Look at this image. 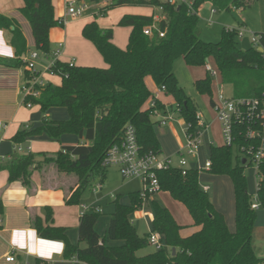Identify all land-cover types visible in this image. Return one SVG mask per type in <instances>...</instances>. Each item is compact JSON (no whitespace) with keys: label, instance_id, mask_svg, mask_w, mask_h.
<instances>
[{"label":"trees","instance_id":"trees-1","mask_svg":"<svg viewBox=\"0 0 264 264\" xmlns=\"http://www.w3.org/2000/svg\"><path fill=\"white\" fill-rule=\"evenodd\" d=\"M107 1L101 7L102 14L119 6L132 5L161 8L163 18L148 35L144 28L155 23L154 15H124L118 25L132 27L125 49L112 42L113 28H102L97 21L86 24L83 36L96 46L109 66H70L56 61L53 69L62 77V83H48L39 97L27 99L40 107L43 114L41 125L23 128L13 137L17 144L43 134L56 141L65 134L77 135L82 140L83 143L78 145H64L52 155L41 154L46 163H53L59 171L78 177L77 187L66 199L69 205L79 204L82 193L93 186V179H98V184L104 183L108 169L103 163L106 151L120 140L126 125L135 126L142 152H162L155 131L157 122L152 118L153 108H145L153 95L147 85L148 77L159 87H166L186 124H191V128L197 127L195 103L180 85L174 71L179 58H183L190 67H201L209 59L215 60L221 80L232 85L235 97H259L264 90V56L261 51L255 45L241 49L237 29L230 31L224 28L218 42L205 41L201 37V18L197 12L206 2L230 12L244 9L258 0H189L192 6L172 4L166 0ZM24 3L22 12L32 27L37 51L49 59L50 30L59 25L53 0H24ZM0 29L10 32V44L15 49L13 58L0 56V65L23 68L24 79L31 78L33 74L24 61L27 42L22 29L12 18L1 13ZM160 31L165 35L161 36ZM256 34L264 43V32ZM212 78L208 73L195 82L201 94L212 95ZM157 104L161 108L158 100ZM52 107L66 108L68 118H50L47 112ZM36 157L32 152L19 153L0 163V170H8L9 182L20 181L30 188L34 170L43 164L37 162ZM209 158L212 173L228 175L232 179L235 231L229 229L224 214L216 209L208 191L201 186L200 172L194 168L186 174L178 168L160 170L158 178L160 191H168L175 200L183 203L200 230L183 237L180 233L182 226L170 210L153 200L152 231L162 234L165 246L147 255L138 256L137 252L149 245L150 235L140 236L131 219L132 214L146 202L141 190L128 194V204L120 201V194L113 201L115 211L111 214L107 235L110 240L121 242L118 245H108L106 238L98 233L96 225L101 212L90 211L80 216L77 244L71 242L66 227L53 224V209L49 206L46 207L45 222L35 216L33 228L41 238L63 242L64 259L75 258L83 264H261L264 258L258 257L253 247L257 210L252 208L253 194L248 189L245 166L238 156L234 158L233 147L225 144L212 146ZM257 195L264 208V162L259 170ZM150 197L148 195L147 200ZM3 213L0 198V214ZM167 248L172 250L168 252ZM34 264L52 262L37 258Z\"/></svg>","mask_w":264,"mask_h":264},{"label":"crops","instance_id":"crops-1","mask_svg":"<svg viewBox=\"0 0 264 264\" xmlns=\"http://www.w3.org/2000/svg\"><path fill=\"white\" fill-rule=\"evenodd\" d=\"M69 1L83 0H53L56 18L61 19L65 17L66 7ZM87 1L91 3V8L88 10L85 16L77 19H68L66 24L55 26L50 30L51 55L53 51L59 48L60 43L63 44L62 53L59 57L61 62H73L76 66H95L102 68L109 66L96 46L83 36V29L85 25L92 21H97L102 28H113L114 36L112 42L118 47L125 49L129 43L132 27L116 26V24L118 25L120 19L124 15H154L156 24H158L159 20L163 18V15L161 17L155 15L154 10H151L154 7L132 5L119 6L109 10L106 14H102L101 7L107 4V0H102L101 2H97L95 0ZM24 4V0H0V13L12 18L22 29L27 42V52L24 58H27L30 57L33 52L37 51V48L32 27L22 12ZM143 8H147L148 10H144ZM199 10L197 11L198 14ZM109 18H113L112 22L116 23H109L107 21ZM119 32L121 33L122 38H118ZM10 38L11 36L9 31L0 29L1 57L13 58L15 56V49L10 44ZM46 61L47 59L41 55V60L38 64L39 70H43V66L45 65ZM43 77L46 83H52L55 85H60L62 83V77L60 76H53L45 72ZM24 78L25 76L23 68L0 65V163H5L19 154L16 151L17 145L22 146L24 150L22 153L32 152L36 154L37 157H44V155L41 154L46 153L48 155H52L59 151L64 145H78L82 142V140H80L79 137L74 134H65L59 141L52 140L46 134L29 137L21 144H17L13 141V137L19 130L23 128L32 129L39 126L41 125L43 118V114L38 105L32 103V106H28L24 102V96L21 90L23 84L26 81ZM146 81L153 95L146 103L145 108H148L152 99H155L160 102L161 109L164 110L165 113L170 112L171 114V111L167 110V102L162 101L160 95V91L166 92V90H159L155 92L150 84H155L156 87L159 86L156 85L151 77H148ZM53 108L55 107L50 108L47 112V115L50 118L52 117L51 110ZM173 110L180 114V112L177 110V103L175 109ZM67 115L69 116V114ZM157 117L158 119L160 118V116ZM182 119L186 123L185 119ZM171 120H173V118ZM155 122L159 124L158 120ZM169 129H174L172 123ZM206 130L204 132L203 144L205 152H207ZM160 143L162 149L161 154H163L164 151L161 140ZM39 162H42L43 164L41 167L34 170L32 176V185L30 188L23 185L20 181L9 182L8 170H0V198L4 211L3 214H0V264H34L37 258L52 262V264H83L75 258L71 260L64 259L62 257L64 243L61 241L41 238L37 234L36 229L33 228L32 220L35 216L41 217L45 222L46 207L49 206L53 209V224L56 226L66 227L71 242L74 244L79 242L78 226L83 206L79 204L69 205L66 203L67 197L77 187L78 178H74V174H68L59 171L53 163H46L45 160ZM201 186L203 189L206 186L209 187L208 192L211 190V186L209 184H204ZM232 187L234 207L233 216L230 215V217H227L226 211L219 207L215 201L212 199L211 200L214 203L216 209L224 214L229 229L231 231H235V195L233 182ZM130 192L132 191L127 193L126 201L123 202L120 200L122 203L128 204L130 202L128 195ZM166 197L170 198L165 199ZM172 198V195H170L168 191H159L151 195V197L146 200V202L152 203L153 200H156L163 206L167 207L178 224L182 226L180 233L183 237L190 236L200 230V226L195 225L194 220L186 206L185 207L187 208L192 221H183V219L179 216L181 209L179 204L181 202L175 200L174 198L172 200ZM162 199L167 201L166 205L163 203ZM91 206L98 207L99 205L92 204ZM144 207L145 203L140 210L134 213V215H136L139 219L146 220L147 223H149L151 231L148 234L150 235L152 232L154 213L152 210L144 209ZM110 218L107 223L108 225L105 235H102L100 232L98 226L100 223L99 221L96 225V229L102 237L106 238L108 245H114L117 242L120 244L121 242L113 241L108 238L107 230L109 227ZM131 219L134 223L132 216ZM149 245L152 244L149 243ZM156 250L158 249L156 248ZM10 254H14L16 257L14 262H9L6 260V257Z\"/></svg>","mask_w":264,"mask_h":264},{"label":"rangeland","instance_id":"rangeland-1","mask_svg":"<svg viewBox=\"0 0 264 264\" xmlns=\"http://www.w3.org/2000/svg\"><path fill=\"white\" fill-rule=\"evenodd\" d=\"M143 9L148 10L147 8ZM151 10H154L155 15L160 17L162 16L160 8L154 7ZM199 15L201 17L199 24L202 30L201 37L207 42H218L222 37L224 28L234 27L241 30L244 28V37H237V41L239 47L246 50L254 45L253 34L264 31V0H258L257 3H254L251 6L244 9H233L230 12L220 10L214 7L211 3L206 2L200 8ZM112 19L113 18H109L107 21L112 24L114 23L112 22ZM116 26L120 25L116 24ZM118 38H122L120 32ZM209 63L214 69L218 70L215 60L209 59ZM174 71L180 85L184 87L186 92L193 99L198 113H201L203 119L208 121L210 124L209 128L206 130L207 152H205L203 148L204 146H202L197 155H191L188 153V150L186 149V131L188 129V124L183 121L178 112L173 110L176 107L175 99L173 95L167 94L165 91H160L161 99L162 101L167 102V110L171 111V114L170 112L167 114L171 115L173 120H170L165 126L155 124V131L163 144V157L170 156L173 158L174 163L178 164L181 159V154H184L189 166L195 169L197 166L204 165L205 161L210 156L212 146H220L225 143L222 135L221 123L217 119V113L212 100H217L222 86L227 96L234 95V90L231 84H226L221 80L220 73L218 72V74L212 78V95L207 93L201 94L198 91L195 82L198 79L205 78L208 74L207 70L205 66L190 67L185 63L183 58H179L176 61ZM150 85L155 92L160 90V87H156L155 84ZM159 112L161 115H166L162 109ZM51 113L52 119H65L68 117L66 108L55 107L51 110ZM152 118L154 121L158 120V117L155 115H153ZM171 123L174 126V129L172 130L169 129ZM236 155L237 151L234 148V158ZM245 176L248 180L249 192L255 194L257 192L258 177L255 176L254 168H246ZM74 178L78 177L74 174ZM98 183V179L92 180L93 186ZM200 184H209L211 186V190L208 192L210 198L215 201L219 207L226 211L227 217H230V215L233 216V187L230 176L214 174L210 170H201ZM93 186H89L82 193L79 205H99L98 207L101 210V216L98 226L102 235H105L110 215L115 211V204L113 201L119 194L120 200L123 202L126 201L127 193L129 191L143 190V182L138 178L125 179L117 167L110 166L107 169L106 179L104 183L101 184V187L95 190ZM170 197H166L165 199ZM165 199H162V201L166 205L167 201ZM179 207L181 208L179 216L183 219V221L191 220L190 214L188 213L185 205L180 203ZM144 209L153 211L151 202H145ZM132 218L140 236L145 237L151 231L149 223H147L144 219H139L136 215H134V213L132 214ZM114 245H118V242ZM253 247L259 257H264L263 207L257 209V219L253 234ZM155 250L156 247L147 245L146 247L140 249L137 254L138 256H144ZM167 251L170 252V249L167 248Z\"/></svg>","mask_w":264,"mask_h":264},{"label":"built area","instance_id":"built-area-1","mask_svg":"<svg viewBox=\"0 0 264 264\" xmlns=\"http://www.w3.org/2000/svg\"><path fill=\"white\" fill-rule=\"evenodd\" d=\"M172 4L186 3L192 6V1L189 0H166ZM91 8V3L87 0L83 1H69L66 7L65 17L59 19V25H64L68 19H77L85 16ZM161 9V8H160ZM214 12V11H213ZM156 19L153 25L144 28V32L148 35L153 33V29L157 28ZM233 31L237 28H228ZM244 28L237 29L238 37L242 38L245 34ZM160 35L164 36V32L160 31ZM253 43L256 48L261 51L264 56V43L260 41V36L253 34ZM63 44L60 43L59 48L53 51L51 58L47 59L43 70H39L38 64L41 60V55L38 51L33 52L30 57L24 58L26 68L30 70L33 76L25 81L22 86V93L24 102L28 106L32 103L27 101L28 98H37L41 95L42 89L48 84L44 80L43 74L49 73L53 76H60L55 72L53 67L62 53ZM70 66H74L73 62H68ZM208 73L214 77L219 70L207 62L205 64ZM61 77V76H60ZM160 90H166L165 86L160 87ZM213 106L217 113V119L221 123L222 135L225 145L235 148L238 158L245 159L242 164L246 168H254L255 176L259 179V170L261 164L264 162V90L259 97H235L234 95L227 96L224 92L223 86L220 89L217 100H213ZM148 108H153L152 116H160L158 123L165 125L172 119L171 115H161V108L157 104V100L152 99ZM198 125L196 128L188 125L186 131V149L191 155H197L204 144V132L209 128L210 124L201 113L197 114ZM18 153L24 152L21 145L16 146ZM105 166H115L119 169L121 175L125 179L138 178L143 182L142 196L147 200L148 195H153L160 191V182L158 178V171L169 168H178L183 174L192 168L184 154H181V159L178 164L174 163L172 157H163L161 153L153 151L142 152L138 143L137 131L133 124H128L123 130L120 140L112 144L106 151L104 161ZM212 167L211 159L208 157L203 166H197L195 169L210 170ZM258 186V182H257ZM101 187V184L94 186V189ZM205 191L209 187H204ZM261 207L257 192L253 194V209ZM96 211L100 212L97 206L83 205L81 215L86 212ZM149 243L154 245L157 249L165 246L162 234L158 232H151L149 236ZM9 262H14L16 257L10 254L6 257ZM29 264V263H27ZM264 264V261L261 263Z\"/></svg>","mask_w":264,"mask_h":264},{"label":"water","instance_id":"water-1","mask_svg":"<svg viewBox=\"0 0 264 264\" xmlns=\"http://www.w3.org/2000/svg\"><path fill=\"white\" fill-rule=\"evenodd\" d=\"M35 160H36L37 162H39V161H44V160H45V157H37ZM242 161L245 162V159H243ZM175 251H176V249L173 248V252H175Z\"/></svg>","mask_w":264,"mask_h":264}]
</instances>
